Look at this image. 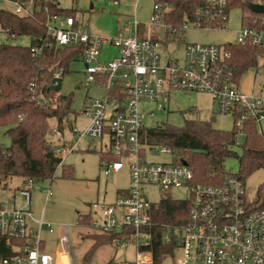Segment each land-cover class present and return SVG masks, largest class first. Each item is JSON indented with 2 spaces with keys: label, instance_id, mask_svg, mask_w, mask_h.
Instances as JSON below:
<instances>
[{
  "label": "built area",
  "instance_id": "2783aa9c",
  "mask_svg": "<svg viewBox=\"0 0 264 264\" xmlns=\"http://www.w3.org/2000/svg\"><path fill=\"white\" fill-rule=\"evenodd\" d=\"M3 1L14 4L13 13L19 17L33 14V0H0ZM118 3L114 0L115 5ZM257 4H264V0ZM169 12V6L155 3L150 20L151 26L165 31V40L140 38L142 24L136 18L133 33L129 24L113 38L91 34L77 26L73 17L53 15L47 22L51 42L46 46H82L85 88L98 86L105 92L103 98L87 102V130L81 133L74 128L73 133L93 140L108 138L105 154L114 160L103 163L105 176L125 167L130 170V188L109 205L94 204L91 225L102 234L114 236L118 247L133 246L136 257L132 264H156L152 229L153 208L157 205L150 201L148 190L158 189L161 198L168 194L174 198L173 192L180 190L186 198L176 200L189 203L188 220L182 227H164L162 243L174 240L176 245L172 253L163 256L161 264H264V210L254 208V199L248 200L246 182L237 174L227 173L220 184L196 183L192 166L176 163L170 149L141 140L144 131L154 129L145 125V118L166 111L173 92L208 94L216 114L234 118L239 136H243L247 123L263 135L264 95L239 90L229 47L264 48V30L242 25L234 44L189 43L182 59L167 60L162 53L167 42L188 30L225 29L230 15L229 0H208L205 7H199L179 27L167 23ZM2 37L18 40L0 25V43ZM109 47L117 50V56L103 62L104 50ZM32 50L33 56L42 54V47ZM64 76L63 70L55 71L51 86L60 87ZM31 90L35 91V84ZM146 106L153 108L147 110ZM157 154L170 155L172 161L146 160L148 155ZM36 191L46 195V202L53 195L52 188L27 179L18 190L23 207L15 206L14 200L0 204V264H55V255L45 250L42 237L45 228L53 232L52 225L45 221L44 212L40 218L32 212ZM60 242L63 252L72 258L67 227ZM178 251L180 258L175 257Z\"/></svg>",
  "mask_w": 264,
  "mask_h": 264
},
{
  "label": "trees",
  "instance_id": "16d2710c",
  "mask_svg": "<svg viewBox=\"0 0 264 264\" xmlns=\"http://www.w3.org/2000/svg\"><path fill=\"white\" fill-rule=\"evenodd\" d=\"M208 0H155V3L169 6L166 21L172 27H179L186 19L195 15L199 7H205ZM259 0H229V10L241 9L242 25L264 30V14L251 10V4ZM31 16L19 17L0 8V25L17 39L29 37L28 47L0 43V129L10 138L11 145H0V182L4 188L12 178L33 179L36 182L52 181L61 167L63 177H71L72 168L66 167L62 157L49 141L50 123L55 120L57 130H73L70 115L73 112V97L64 96L60 87L51 86L53 74L63 70L70 73L73 62L84 54L82 46L58 47L47 34V22L53 15L75 17V11L61 8L60 0H33ZM153 39H158L155 34ZM42 47L40 56H33V48ZM233 64L236 67V81L250 68L257 66L264 55V48L256 46H230ZM35 84V91L31 85ZM194 114V110L190 111ZM244 142L239 155L234 148L240 138L235 126L231 132L219 131L211 122L196 118L185 121L183 128L158 127L142 133L144 144L170 149L176 163H187L194 168L196 183L220 184L227 172V159L236 157L240 162L237 174L245 182L255 172L264 169V134L247 123L243 128ZM101 165L114 160L102 153ZM126 193V191L124 192ZM255 209L264 210V184L257 192L252 204ZM189 203L170 196L162 198L153 208L154 244L152 251L156 264H161L164 255L172 253L175 241L164 244L161 241L164 227H182L188 220ZM80 224L90 225L86 216ZM112 235L98 236V243L86 254L91 258L96 247L103 242L114 241ZM173 239V238H172Z\"/></svg>",
  "mask_w": 264,
  "mask_h": 264
},
{
  "label": "rangeland",
  "instance_id": "374dc122",
  "mask_svg": "<svg viewBox=\"0 0 264 264\" xmlns=\"http://www.w3.org/2000/svg\"><path fill=\"white\" fill-rule=\"evenodd\" d=\"M122 6H113L114 0H60V6L66 10L75 11L77 20L83 29L89 26L90 33L100 36L115 37L119 28L132 25L134 31L135 18L142 24L140 37L148 38L155 34L165 40V31L150 25L155 0H121ZM0 8L13 12L14 4L0 2ZM243 12L241 9H232L229 21L225 29H190L183 36L168 41L163 48L164 59H182L184 47L189 43L213 44L224 46L234 44L238 39L242 27ZM3 43L28 47L30 38L22 37L18 40L1 38ZM117 56V50L106 48L102 61L112 60ZM85 66L81 60L72 63L70 73L66 74L61 81L60 92L64 96L73 97V112L70 115L73 129L77 128L81 133L85 132L90 124V119L84 114L87 102L91 99H100L105 92L98 86L85 88ZM238 88L242 93L264 95V55L258 59L257 66L246 71L239 80ZM146 106L145 109H151ZM194 111V114L190 111ZM211 122L215 129L231 132L234 127V118L230 115H219L214 112L213 104L209 95L201 93L173 92L170 97L168 109L157 113L153 117L145 118V125L149 128L175 127L183 128L185 121L192 118ZM55 120L50 123V142L56 148L58 155L64 160L66 167L72 168V176L63 177L60 167L56 177L52 181L42 182L45 188H52L53 195L46 202V195L41 191L33 194L32 212L36 218H40L44 212L45 221L52 225L53 232L43 229V240L46 242L45 250L55 255V264H132L136 257L133 246L122 249L115 241L103 242L96 247L87 261L86 254L98 243V236H105L97 231L92 225L80 224L79 221L86 216L94 218V204L109 205L113 203L118 192L128 190L131 185L130 170L125 167L119 173L105 176L101 165L102 153L108 151V138L93 140L89 136H77L73 130L66 128L63 133L57 130ZM5 129H0V145L10 146L11 140L5 134ZM62 135V138L59 137ZM244 137L240 136L235 152L241 155V145ZM66 144V148L63 147ZM147 161L155 163H170L172 156L157 154L148 155ZM224 171L230 174H239L240 162L236 157L226 160ZM248 200L254 199L257 192L264 184V169L255 172L247 181ZM21 185L19 178H12L8 187L0 182V204L10 200L16 202L15 206L21 208L24 203L19 198L16 188ZM16 195V198H14ZM150 201L158 205L162 198L158 189L148 190ZM175 199L186 198V193L180 190L173 192ZM64 227L68 228V237L71 243V254L63 252L60 239L64 235ZM68 252L69 249L66 248ZM176 258L181 257V252L175 253ZM165 264H171L167 262Z\"/></svg>",
  "mask_w": 264,
  "mask_h": 264
},
{
  "label": "crops",
  "instance_id": "0c3cea01",
  "mask_svg": "<svg viewBox=\"0 0 264 264\" xmlns=\"http://www.w3.org/2000/svg\"><path fill=\"white\" fill-rule=\"evenodd\" d=\"M113 1V0H112ZM116 1V0H115ZM117 1H119V3L117 4V5H115V4H113V6H116V7H121L122 5V2H121V0H117ZM75 19H76V24H77V26H81V24H80V22L77 20V18H76V15H75V17H74ZM142 26V25H141ZM141 26H140V28H139V36H140V31H141ZM87 29L90 31V28H89V26L87 27ZM122 29H124L123 27L122 28H119L117 31L119 32V31H121ZM159 31V30H158ZM142 32V31H141ZM152 37V36H151ZM141 38V37H140ZM159 38V37H158ZM208 95V94H207ZM210 97V96H209ZM210 99H211V102H212V104H213V101H212V98L210 97ZM213 108H214V104H213ZM195 112H197V109H193ZM57 128V127H56ZM50 136L51 135H49V137H48V139L50 138ZM60 137V136H59ZM60 138H62V135H61V137ZM50 141V140H49ZM63 147H65L66 148V144H64V146ZM105 154V153H104ZM64 161V160H63ZM20 179V181H21V185L20 186H18L17 188H16V191H17V193H18V190L20 189V188H22L23 186H24V183H25V180L24 179H21V178H19ZM125 191H127V190H122L121 192H118V195L119 194H122V193H124ZM118 197V196H117ZM14 198H16V195H14Z\"/></svg>",
  "mask_w": 264,
  "mask_h": 264
},
{
  "label": "water",
  "instance_id": "95a60500",
  "mask_svg": "<svg viewBox=\"0 0 264 264\" xmlns=\"http://www.w3.org/2000/svg\"><path fill=\"white\" fill-rule=\"evenodd\" d=\"M250 8L255 13L264 14V4H251Z\"/></svg>",
  "mask_w": 264,
  "mask_h": 264
}]
</instances>
